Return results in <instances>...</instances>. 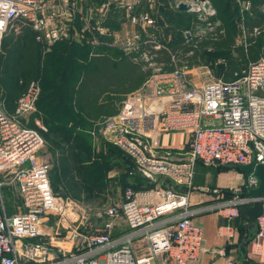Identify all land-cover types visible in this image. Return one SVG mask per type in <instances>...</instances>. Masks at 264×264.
<instances>
[{
    "label": "built area",
    "instance_id": "built-area-1",
    "mask_svg": "<svg viewBox=\"0 0 264 264\" xmlns=\"http://www.w3.org/2000/svg\"><path fill=\"white\" fill-rule=\"evenodd\" d=\"M171 2H176L177 8L179 3L189 5L188 12L195 13L199 20L192 31L184 30V35L190 36L191 32L205 35L213 29L208 17L214 9L209 0ZM114 3L124 11L123 22L129 20L125 13L133 11L131 21L140 24L143 30L155 27L151 8L154 3L160 6V0ZM108 4L103 5L100 15ZM143 5L150 13L142 10ZM74 12L71 0H0V45L7 26L16 20L30 25L37 40L53 43L62 36V22ZM99 31V35L108 32L102 27ZM111 34L112 41L107 44L118 46L123 52L138 49L144 41L130 31H125L121 38L117 31ZM153 36V30L147 34L148 38ZM154 43L155 48L162 44L157 40ZM138 58L152 69V74L141 89L126 95L117 115L107 118L105 131L111 134L113 144L132 158L145 178L167 183L126 190L121 205L106 208L101 229L89 235L81 247L63 251L62 246H56L58 253L54 252L45 239L47 218L63 216L67 208L52 193L48 166L35 158L43 145L41 133L20 122L22 115L35 109L39 87L32 80L15 100L12 112L0 101V264H189L199 259L204 247L203 227L192 218L196 213L213 209L230 222L240 217L241 206L252 205L256 199L261 200L262 208L249 249L253 254L264 250V194L254 198L234 190L229 198L217 196L212 207L189 206L197 162L248 164L253 158L255 165H264V59L249 62L232 80L193 84L185 61L178 63L172 57L175 68L165 72L161 70L162 64L151 61L147 52L142 51ZM163 98L168 102L157 112L163 128L190 135L184 159L168 154L155 156L142 140L155 127L156 113L151 105ZM206 116L216 117L218 123L205 124L202 118ZM258 184V178L248 176L249 188ZM5 185H12L20 200L15 213H9L6 208L2 194ZM119 215L127 230L114 235L115 219ZM66 216L70 221L76 220L73 211ZM226 229L225 235L231 237L233 228Z\"/></svg>",
    "mask_w": 264,
    "mask_h": 264
},
{
    "label": "rangeland",
    "instance_id": "rangeland-1",
    "mask_svg": "<svg viewBox=\"0 0 264 264\" xmlns=\"http://www.w3.org/2000/svg\"><path fill=\"white\" fill-rule=\"evenodd\" d=\"M115 1L119 0H71L75 5V12L70 19L62 22L64 24L62 36L57 40L60 45H64L60 51H64L66 54L73 49V59L76 61L74 62L80 66H85L89 55L94 52L108 51L115 54L117 50H120L118 46L99 41L96 36L97 33H101L100 31L98 32V28H100L99 17L103 5ZM251 1L239 0L237 2V0H233L232 7L235 9L233 15L236 23L237 43L244 42L242 16L245 12L248 13ZM160 2L161 5H167L166 9L168 11L186 12V10L174 6L176 2H171V0H160ZM157 4L154 3L151 8L152 16L156 22L154 28L150 29L148 27L143 30L140 24L131 21L135 12H128L125 14L129 16V20L123 22L125 23L124 25L123 23L121 24V28H124V30L120 31L118 38L123 36L122 33L124 31H130L131 34H139L141 41H143L147 34L153 30L155 40L161 43L162 41H168L176 31L175 26L172 24L174 21L172 23L169 22L168 16L165 17V12L163 13ZM246 4H249L247 9L244 8ZM236 9L240 16L236 14ZM142 10H148V13H150L149 9L145 8L144 5ZM166 28L168 32H166ZM30 32V28L19 20L13 21L7 26L1 39L0 68L4 46L8 45L15 37H21ZM55 43L56 41L50 44L45 43L39 47L41 69L47 71V77L49 78L46 80L42 74L35 79L39 87L35 109L22 115L20 122L23 126L36 129L41 133L43 145L37 150L35 158L48 166V178L52 193L58 200L65 203L67 208L63 216H49L47 218V231L44 227L42 228L47 232L49 247L58 253L57 249H55L56 246H62L64 249L61 250L63 251H75L84 244L85 239L89 235L97 233L106 220L104 215L106 208L111 206L119 207L123 202L126 190L138 188L143 184L138 178V175L143 176V174L113 144L111 134L105 131L107 118L95 123L85 120L78 113H72L70 108H68L70 93L65 88L59 93L52 90V95L60 97L61 103L55 101L46 103L43 95L50 93V88L47 85L52 83L48 60L46 59L53 51L57 52V49L53 50L52 48ZM206 51L205 64L197 67V70L194 69V73L197 72V75H199L200 84L222 79L221 71L226 54ZM46 61L47 66L45 64ZM189 70L193 69L190 67ZM18 84L24 85L23 80H19ZM49 95L51 93L47 94V97ZM6 96V91L2 90L0 101L8 112H12L14 109L13 104L8 101ZM125 97L126 95L113 96L107 94L103 98L105 100H113L118 105H121ZM44 103L51 105H47L44 110ZM58 103L60 104L56 105ZM53 107L57 108L55 112L52 111ZM155 113L157 114V112ZM69 145H73L76 151L77 166L75 168L71 166L67 158V147ZM200 167L201 171L197 173L196 179H201L207 185L211 183L209 184V191L215 198L236 190L228 186L216 187L213 179L220 172L235 174V179H237V175L241 177L238 170L221 169L219 165H201ZM93 171L96 175L101 174V179L99 184L96 182L91 186L89 181L92 180ZM206 172H208V178L204 176ZM0 178L2 177L0 176ZM236 181L238 185L241 179ZM214 190H217V192H214ZM2 194L8 212L15 213L20 206V200L13 186L5 185L2 188ZM71 211L75 214V221H70L69 217L66 216ZM115 228L118 232L126 228V224L120 215L115 219ZM50 237H52L51 240Z\"/></svg>",
    "mask_w": 264,
    "mask_h": 264
},
{
    "label": "trees",
    "instance_id": "trees-1",
    "mask_svg": "<svg viewBox=\"0 0 264 264\" xmlns=\"http://www.w3.org/2000/svg\"><path fill=\"white\" fill-rule=\"evenodd\" d=\"M209 1L214 9V12L208 17L213 29L205 35L193 34V32L190 36L183 34V29L191 30L194 25L199 23L195 13L168 11L166 9L167 5H160L162 12H165V17L168 16L169 22L174 21L172 24L175 26L176 31L168 41H162L159 48L154 47V38L146 37L136 50L129 52L117 50L115 54L108 51L94 52L89 55L86 65L80 66L73 59L74 50L71 49L70 52L65 54L64 51H60L64 45H60L59 41H56L52 48L53 50L57 49V52L53 51L46 59L52 77V83L47 85L50 88L51 95L49 97H47V94L50 93L43 95L46 103L60 102V97H54L52 90L59 93L65 88L70 93L68 108L72 113H78L85 120L96 123L117 115L120 105L113 100H105L103 97L107 94L124 96L141 89L152 74V69L138 58L139 53L142 51L147 52L151 61L162 64L161 70L165 72H171L175 68L171 61L172 57L178 63L185 61L190 68L205 64L206 50L225 53L221 78L226 81L234 79L235 73H238L249 62L256 61L263 56L264 0H252L248 13L245 12L242 16L245 35L242 43L236 42L233 0ZM236 14L240 16L237 9ZM99 19V26L107 28L108 32L103 35L97 33L96 36L99 41L110 43L112 41L111 32L119 30L121 23L125 20L124 11L116 8L114 2H109ZM26 25L30 28V33L15 37L8 45L4 46L0 68V94L2 90H5L6 97L13 104V107L15 100L26 89L30 81L37 79L42 74L46 80L49 78L47 77V71L41 69L39 52L40 45L45 43L37 40L36 31L30 25ZM166 32H168L167 28ZM45 64L47 66V61ZM19 80H23L24 85H19ZM46 103L43 105L44 110L47 105H51ZM65 105L67 106L66 103ZM56 110V107L52 108V111L55 112ZM117 149L123 152L135 165L127 153L118 147ZM67 158L71 166L75 168L77 160L73 145L67 147ZM219 166H221V169L226 170L223 165ZM92 176V180L89 181L91 186L96 182L99 184L101 174L96 175L93 171ZM138 176L143 184L133 189L156 186L157 182L141 175ZM165 183L167 182L164 181L162 185H165ZM232 195L233 192L230 191L222 198H229ZM251 238L252 235L247 237L244 242H248Z\"/></svg>",
    "mask_w": 264,
    "mask_h": 264
},
{
    "label": "crops",
    "instance_id": "crops-1",
    "mask_svg": "<svg viewBox=\"0 0 264 264\" xmlns=\"http://www.w3.org/2000/svg\"><path fill=\"white\" fill-rule=\"evenodd\" d=\"M49 2V0H47ZM122 24V23H121ZM125 23H123L124 25ZM124 28L117 30L118 35L120 31H123ZM125 32V31H124ZM122 33V35L124 34ZM95 42V41H94ZM93 42V43H94ZM262 58L264 59V52ZM203 65L193 66L188 72V78L191 80L193 84H200L199 75L195 72L194 69L197 70V67ZM138 91V90H137ZM136 92V91H135ZM134 93V92H133ZM125 96V95H124ZM167 100L165 98L151 105V110L158 112L162 109L166 104ZM160 117L158 114L155 115V127L151 129L147 136H145L142 140L147 142L149 145V149L151 154L155 156H162L168 154L172 158L176 159H184L185 153L188 148V144L190 142V135L185 131H170L167 132L160 121ZM205 124H217L218 119L213 116H206L202 118ZM203 165L200 162L196 163L195 166V175L193 181V189L189 195V206L190 208H204V207H212L215 204L216 199L209 191V183L208 185L202 182L201 179H196L197 173H200V166ZM236 170V169H228ZM240 173V172H239ZM241 174V173H240ZM204 176L208 178V172L204 173ZM227 176V177H226ZM241 181L236 184V180H239L236 175H232L230 173L220 172L215 176L213 182L216 187L228 186L230 188H234L236 190H243V182L244 176L241 174L237 175ZM228 178V179H227ZM215 180V181H214ZM156 185H162L160 179L155 180ZM193 221L203 227L204 231V247L203 252L198 260L193 261L189 264H228L232 262V264H264V250L259 253L253 254L249 249V241L253 238L255 233V228L251 229L249 227V223L244 219L236 218L233 221H227L222 215L217 213L213 209L202 210L199 213H196L193 217ZM226 227H232V236L227 237L225 232L227 231ZM117 229L114 230V235H118L122 232ZM252 235V238L244 243V253L240 250V246L242 243ZM47 239V237H45ZM37 239H26V241H32ZM242 241V242H241Z\"/></svg>",
    "mask_w": 264,
    "mask_h": 264
},
{
    "label": "water",
    "instance_id": "water-1",
    "mask_svg": "<svg viewBox=\"0 0 264 264\" xmlns=\"http://www.w3.org/2000/svg\"><path fill=\"white\" fill-rule=\"evenodd\" d=\"M178 8L189 11L190 7L187 4L179 3ZM226 169H236L244 176L243 190L240 194L260 198L264 194V165H255L253 158L248 164H223ZM252 175L258 178L259 184L256 188H249L247 186L248 176ZM261 200L256 199L252 205L241 206L239 208V216L249 223L251 229L255 228L256 218L261 213ZM244 243L240 246V250L244 253Z\"/></svg>",
    "mask_w": 264,
    "mask_h": 264
}]
</instances>
